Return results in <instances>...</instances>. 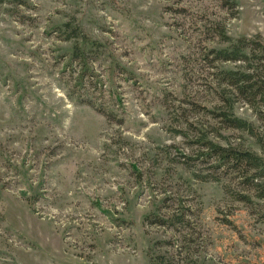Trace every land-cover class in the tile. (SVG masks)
Masks as SVG:
<instances>
[{
    "label": "rangeland",
    "instance_id": "374dc122",
    "mask_svg": "<svg viewBox=\"0 0 264 264\" xmlns=\"http://www.w3.org/2000/svg\"><path fill=\"white\" fill-rule=\"evenodd\" d=\"M236 2H0V264H264V196L204 146L261 150L204 107L232 65L207 20L264 37V0Z\"/></svg>",
    "mask_w": 264,
    "mask_h": 264
},
{
    "label": "trees",
    "instance_id": "16d2710c",
    "mask_svg": "<svg viewBox=\"0 0 264 264\" xmlns=\"http://www.w3.org/2000/svg\"><path fill=\"white\" fill-rule=\"evenodd\" d=\"M2 1L5 0H0ZM220 2L228 12L226 13L228 16L237 15L236 0H220ZM225 18L227 17L207 20L206 32L216 44L207 46L204 56L212 66L215 61L232 63V65L214 66L215 69L211 74L215 80V92L219 103L216 104V108L204 107L213 112L222 125L245 130L254 136L261 150L258 152L230 143L220 144L211 139L204 140V146L217 156L221 164L241 170L244 180L250 182L259 196H264V184L259 181V177L264 175L263 138L252 121L233 112L234 102L240 100L258 116L264 115V110L261 108L264 105V37L260 33L233 37L227 31ZM69 31L70 35H66V38L80 34L76 27H71ZM83 53L82 49L74 44L71 56L83 57ZM240 197L248 199L249 196L240 194ZM167 219L176 222L178 221L176 219L181 218L176 213H171L168 218L157 216L153 221L165 224ZM161 258L159 254L152 255L153 264L162 263Z\"/></svg>",
    "mask_w": 264,
    "mask_h": 264
}]
</instances>
